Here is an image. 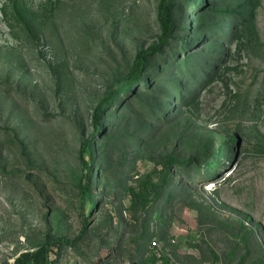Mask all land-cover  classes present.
Wrapping results in <instances>:
<instances>
[{
  "label": "rangeland",
  "instance_id": "1",
  "mask_svg": "<svg viewBox=\"0 0 264 264\" xmlns=\"http://www.w3.org/2000/svg\"><path fill=\"white\" fill-rule=\"evenodd\" d=\"M160 3L0 0V264H264V0H166L136 80Z\"/></svg>",
  "mask_w": 264,
  "mask_h": 264
},
{
  "label": "trees",
  "instance_id": "2",
  "mask_svg": "<svg viewBox=\"0 0 264 264\" xmlns=\"http://www.w3.org/2000/svg\"><path fill=\"white\" fill-rule=\"evenodd\" d=\"M166 0H161L160 3V8H159V24L162 30V36L159 40V43L150 49H147V51H143L137 54L136 56V61L134 65V69L132 72V76L134 79H139L142 70L144 67L145 62L147 61L148 57L150 54L157 53L162 46H164L169 39V36L171 34V31L173 29L172 27V20L169 15V7L165 3ZM134 81H129L127 85L125 86L126 88H130L132 86ZM103 111V108L101 105H98L93 113V123L95 126V134L97 135L101 132V113ZM90 144V141H87L86 146ZM85 151V146L83 145L80 149V155L82 157V152ZM173 161H169L167 163H164V167L166 170L170 169V166L176 163H172ZM86 166V163H83ZM178 164V163H177ZM211 166V165H210ZM91 169L89 168V175H88V180L90 182V177H91ZM166 183V179L164 180ZM164 184V182H163ZM85 188V186H83ZM155 195H157V192L155 190ZM91 204L94 206L95 203L92 201ZM85 234V231L81 233L79 236H77L74 239H67V238H55L50 235L46 236L44 243L36 250L33 252H23L21 253L16 259L14 264H47V259H48V254L52 250V248H56L58 253L65 247H77L82 236ZM164 264H170L167 259L164 260Z\"/></svg>",
  "mask_w": 264,
  "mask_h": 264
},
{
  "label": "crops",
  "instance_id": "3",
  "mask_svg": "<svg viewBox=\"0 0 264 264\" xmlns=\"http://www.w3.org/2000/svg\"><path fill=\"white\" fill-rule=\"evenodd\" d=\"M170 263V262H169ZM171 264V263H170ZM237 264H242V262H239V263H237Z\"/></svg>",
  "mask_w": 264,
  "mask_h": 264
},
{
  "label": "built area",
  "instance_id": "4",
  "mask_svg": "<svg viewBox=\"0 0 264 264\" xmlns=\"http://www.w3.org/2000/svg\"><path fill=\"white\" fill-rule=\"evenodd\" d=\"M173 242V241H172Z\"/></svg>",
  "mask_w": 264,
  "mask_h": 264
}]
</instances>
